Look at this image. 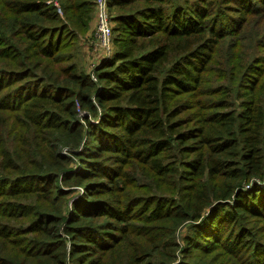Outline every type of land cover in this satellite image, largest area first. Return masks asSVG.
<instances>
[{
    "label": "trees",
    "instance_id": "1",
    "mask_svg": "<svg viewBox=\"0 0 264 264\" xmlns=\"http://www.w3.org/2000/svg\"><path fill=\"white\" fill-rule=\"evenodd\" d=\"M107 4L92 78L94 0H0V264H264V0Z\"/></svg>",
    "mask_w": 264,
    "mask_h": 264
},
{
    "label": "rangeland",
    "instance_id": "2",
    "mask_svg": "<svg viewBox=\"0 0 264 264\" xmlns=\"http://www.w3.org/2000/svg\"><path fill=\"white\" fill-rule=\"evenodd\" d=\"M95 1V0H94ZM57 4V3H56ZM111 22V47L104 48L100 47L94 39L95 28L97 25V12L95 5L92 6V15L90 20L88 21V25L85 29H78L74 24L73 26V41H74V51H73V62L78 66V68L85 72L89 73L92 77L93 70L96 68V65L103 59H108L111 57L112 53L114 52V45L113 43V32L112 29L114 28V22L110 19ZM105 59V60H106ZM6 136L10 135L7 132L5 133ZM66 148L63 149V152H66ZM66 189H74V192H70L68 197H74L76 194V187H65ZM71 191V190H70ZM179 234V233H178ZM181 234H179L180 236Z\"/></svg>",
    "mask_w": 264,
    "mask_h": 264
},
{
    "label": "built area",
    "instance_id": "3",
    "mask_svg": "<svg viewBox=\"0 0 264 264\" xmlns=\"http://www.w3.org/2000/svg\"><path fill=\"white\" fill-rule=\"evenodd\" d=\"M94 5L97 12V25L94 34L95 42L100 47H111V22L107 0H95Z\"/></svg>",
    "mask_w": 264,
    "mask_h": 264
}]
</instances>
